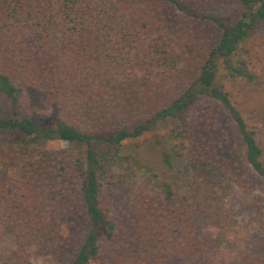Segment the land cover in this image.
<instances>
[{
    "label": "trees",
    "instance_id": "1",
    "mask_svg": "<svg viewBox=\"0 0 264 264\" xmlns=\"http://www.w3.org/2000/svg\"><path fill=\"white\" fill-rule=\"evenodd\" d=\"M209 3L0 0V233L12 242L0 264H33L29 247L65 264H215L233 219L224 193L264 206V69L248 46L264 0ZM159 126L173 178L142 167L117 220L102 189L134 163L124 144Z\"/></svg>",
    "mask_w": 264,
    "mask_h": 264
},
{
    "label": "rangeland",
    "instance_id": "2",
    "mask_svg": "<svg viewBox=\"0 0 264 264\" xmlns=\"http://www.w3.org/2000/svg\"><path fill=\"white\" fill-rule=\"evenodd\" d=\"M215 3H209V8L217 10L222 5L223 10H231L234 8L237 0H214ZM206 28V32H217L216 28ZM248 46L252 47L250 53V68L259 72L264 69V28H259L253 34L248 42ZM230 87V84H227ZM233 87V85L231 84ZM175 87V86H174ZM177 89V87H176ZM233 92L237 94L236 88ZM264 102V96H262ZM249 126L253 124L249 122ZM166 127L158 128L144 134L142 137L129 141L124 144L122 154L124 156L134 155L133 162L120 161L116 167L112 169L111 177L108 179L109 184L104 185L102 189L103 198L109 203L111 216L117 220H125L128 217L127 207L134 197L135 185L142 177L148 176L142 167L152 170L151 176L156 174L161 180L171 181L172 172L166 170L160 161V145L157 142L163 141ZM48 149H65L67 144L63 142H50L45 145ZM239 158V157H238ZM241 160V158H240ZM178 168L183 167L185 159L176 160ZM138 166L141 168L139 169ZM256 194V193H255ZM252 193H245L243 189L235 188L227 191L222 196L225 208L231 212L233 219L230 220L225 228L223 245L216 254L215 264H247L242 262L241 257L246 252L257 256L264 257V253L255 243L257 239V229L254 224L253 217L261 214L264 217V206L250 207V198ZM206 232L212 236L219 233V228H208ZM12 246L11 236L5 232L0 233V252H7ZM30 259L33 264H65L64 261H57L52 255L46 251H39L35 247H29Z\"/></svg>",
    "mask_w": 264,
    "mask_h": 264
}]
</instances>
